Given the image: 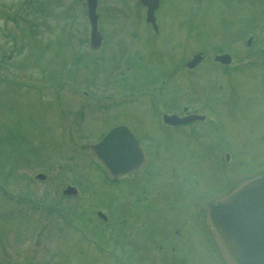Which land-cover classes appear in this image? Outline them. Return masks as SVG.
I'll return each mask as SVG.
<instances>
[{
    "label": "rangeland",
    "instance_id": "obj_1",
    "mask_svg": "<svg viewBox=\"0 0 264 264\" xmlns=\"http://www.w3.org/2000/svg\"><path fill=\"white\" fill-rule=\"evenodd\" d=\"M260 1L257 9L240 16L244 10L238 13L220 0H205L194 10L197 13H189L198 29L190 51L179 45L178 53L190 52L189 57L199 47L230 43L238 29L241 38L248 37L236 26L239 21L247 27L254 24L257 44L250 64L237 61L238 70L224 75H211L204 66L202 77L180 71L172 78L168 70L149 71L157 62L168 69L162 56L170 54V45H155L138 0H97V30L103 36L97 48L89 42L86 0H0V264H120L113 249L123 252L124 264H141L144 241L155 238V231L159 234L155 222L150 224L154 218L168 231L182 226L191 240L203 235L200 224L192 220L195 205L190 202L199 194L203 202L224 190L201 182L198 193L189 196L174 181L172 169L185 170L184 155L195 148L184 141L185 129L163 138L162 130H168L158 118L172 111L171 102L189 101L181 93L185 90L192 96L191 108L202 113L208 93L219 88L215 103L224 111L221 126L214 130L232 141L245 164L264 159V0ZM180 5L178 0H165V14L159 10L158 21L173 12L179 18L178 8L181 12L187 4ZM154 46L164 53L159 60ZM231 105H236L232 112ZM122 122L151 145L152 163L140 179L141 190L133 179L138 170L121 182L107 181L103 165L88 147ZM212 127L205 130L211 132ZM66 186L76 191L63 194ZM143 190L142 201L138 198ZM138 213L148 215L150 224L139 234ZM139 236L143 244H137ZM203 261L201 256L191 257L192 264Z\"/></svg>",
    "mask_w": 264,
    "mask_h": 264
},
{
    "label": "flooded vegetation",
    "instance_id": "obj_2",
    "mask_svg": "<svg viewBox=\"0 0 264 264\" xmlns=\"http://www.w3.org/2000/svg\"><path fill=\"white\" fill-rule=\"evenodd\" d=\"M204 1L205 0H178V2H180L181 4L180 6L187 4L185 9L182 10L181 8V12H179L178 8L177 14H181V16L179 18H176V13L173 12L168 15L169 17L164 16L159 19L160 21H158L157 12H159L160 10L161 15L165 14V12L162 10V5L165 0H159V4L154 12L156 24L153 26V24L147 22L146 20L145 21L151 25L153 41L155 45L156 43L169 44L170 54L167 53L166 55H164L163 52L161 53L159 49L154 46V57L156 58V60H159L161 59V56L164 55L162 56L165 58L163 62L168 63V69L163 70L159 68V64L157 62V64L154 65L152 69H149L150 72L153 71L159 74L160 72L168 70V74L171 75L172 78H175L174 76H177L178 73L180 74V71H184V73L189 75L190 73L195 71L196 73L194 74L198 75V73H200L199 75H201L200 77H202V67L204 66L209 68L208 72L211 75L212 73L224 75L236 72L238 70L237 68L239 66V62L236 63L237 61L247 62L248 64L251 63V60H249L248 58L254 55L253 51L256 47L255 45L257 44L254 35L251 34L255 32V25L253 24L252 27H247L240 21L236 26L239 27L240 30H244V32L246 30V33L249 34L245 39L240 37L241 31L239 32L238 29L236 31V34L234 36H231L230 43L218 44L207 49L199 47L198 49H196V51H194L192 56L189 57L186 56H188L190 52L187 55L178 53L181 51V49H179V45L181 44L185 47L187 46V48H185L184 50L187 49V51H190V42L192 41V35L198 33L196 21H194L191 15L197 13L194 12V10H197ZM138 3L145 8L146 13L147 7L144 6L139 0ZM220 3L222 5H226L227 7H233L232 9H235L234 11L238 13L244 10L239 14L240 16H242V14L244 13L251 12L257 9L256 5L257 3L261 4V1L220 0ZM189 13H191V15ZM188 15H190V18H188ZM171 16L173 18H171ZM165 18L166 21L164 23ZM225 20L229 21V18H226ZM234 23L235 22L230 24L232 25L231 29L235 26ZM175 32L177 34L176 38L172 40L170 35H174ZM227 35L230 34L228 33ZM239 41H242V44L239 45ZM240 47L243 49V53H239ZM262 50L263 48H261V52ZM175 52H177L178 54H175ZM208 54L209 57L205 58L204 56H207ZM262 60L264 61L263 53ZM174 87L178 88L176 85ZM213 89L215 88H212V90L208 93L210 94V96L206 98V100H208V106L203 107L200 103V107L202 106L203 109L202 113H199L200 108H191L190 100L192 96H190V94H188L185 90L184 92L181 91V93L190 102L187 101L181 103L182 105L179 104V102H171L174 104H171L170 107L172 111L170 113L164 112L161 114V117L158 118L159 123L169 132L168 133L163 129V133L161 134L163 138L172 135V133L175 134L177 131H184L185 129L184 135H186V137L184 141L188 140L192 148H195L194 150H191L184 155L185 170H182L181 172L179 168L172 169L174 181L185 187L188 191L189 196H193L198 193V191L200 190L201 182L207 184L209 189L216 188L217 190H224L225 192L234 188L242 182L252 180L255 177L264 174V159L245 164L242 159L243 154H237L236 150L233 149V147L235 146H233L232 141L227 138H223V132L221 130L220 132H216V130H214L216 127H220L222 124V116L220 115V111H224V109L220 107L218 108L215 103V98L216 96H218L217 94L219 88H217L216 91H214ZM201 90L203 95V87L201 88ZM227 95L228 93L222 96V100L223 98H226ZM173 96L174 95H171V97ZM235 106L231 105L228 110H231L232 112ZM176 107H178V109H176ZM165 114L174 116L173 123H165V119L163 118ZM199 115H202L203 117L200 118ZM210 125H213V127L211 132H208L205 130V128ZM132 130L138 137L141 145H143L144 147V162L138 169L139 174H136L138 178L136 176L133 177V179H137L136 181L139 187V185H141L140 179L141 177H143V173L147 172L151 166L152 149L151 145L145 143L146 140H144L143 143V139L139 137L140 135H138L133 128ZM202 157L205 160L207 159V161L209 162L204 163ZM146 161L148 164H146ZM130 174L120 177L118 181L121 182L122 180H126L125 178L129 177ZM158 174L159 172L153 173L155 177L158 176ZM207 174L210 178L206 177ZM202 178H205V181H202ZM139 188L141 190V187ZM156 189L157 188L153 185V191ZM222 193L223 192L218 193L217 195L212 197V199L208 198L203 202H200L202 196L201 194H199V200L195 199L190 202L195 205V212L193 214L192 220L199 223L200 228L203 229V235L196 238L195 240H191L189 235L190 232L186 229H183L182 226H180L179 228L175 226L172 231H168L169 227L167 228L165 224L160 225V223H158L156 220L157 218H154L150 224H153L155 222L153 227L154 230L156 228L158 229L159 234L155 231V238H150V241H144L143 247L145 249V252H139V259L141 261V264H192V255H195L196 257L201 256V258L204 259L202 263L198 264H226L223 261L217 247L213 244V241L209 236L205 225V213L207 209L205 208L206 203L210 204ZM145 194L146 192L145 190H143L138 199L142 201L146 199ZM137 202L139 201L137 200ZM135 222H137L136 229L139 230L137 231V234H139L140 232L142 233L145 229L148 230V228L150 227V224L148 225V215L143 216L142 214L138 213L136 215ZM169 233L172 234L173 237L175 235L178 240L172 239ZM143 238L142 236H139L137 244H140L141 242L143 244ZM147 241L148 243H146ZM151 242L152 247L149 245ZM170 242H172V244H170ZM163 244L166 246L165 250L163 249ZM123 259L124 256L122 260ZM120 264L124 263L120 262Z\"/></svg>",
    "mask_w": 264,
    "mask_h": 264
},
{
    "label": "water",
    "instance_id": "obj_3",
    "mask_svg": "<svg viewBox=\"0 0 264 264\" xmlns=\"http://www.w3.org/2000/svg\"><path fill=\"white\" fill-rule=\"evenodd\" d=\"M142 1L148 7L147 19L154 23L153 12L158 0ZM96 7L97 0H87L93 48L99 47L101 41ZM91 148L115 177L134 170L142 160L137 141L124 126L113 128ZM38 177L44 178V175ZM75 191L68 186L65 193ZM99 215L105 218L101 212ZM207 223L228 264H264V176L216 199L208 208Z\"/></svg>",
    "mask_w": 264,
    "mask_h": 264
},
{
    "label": "bare ground",
    "instance_id": "obj_4",
    "mask_svg": "<svg viewBox=\"0 0 264 264\" xmlns=\"http://www.w3.org/2000/svg\"><path fill=\"white\" fill-rule=\"evenodd\" d=\"M119 135V134H118ZM123 146V145H122ZM132 148V147H131ZM124 152H125V150H124Z\"/></svg>",
    "mask_w": 264,
    "mask_h": 264
}]
</instances>
